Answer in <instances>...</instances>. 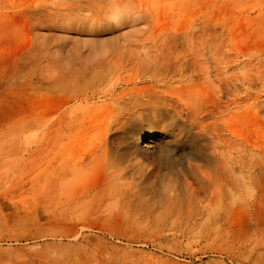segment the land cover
<instances>
[{
    "label": "rangeland",
    "instance_id": "374dc122",
    "mask_svg": "<svg viewBox=\"0 0 264 264\" xmlns=\"http://www.w3.org/2000/svg\"><path fill=\"white\" fill-rule=\"evenodd\" d=\"M0 264H264V0H0Z\"/></svg>",
    "mask_w": 264,
    "mask_h": 264
},
{
    "label": "bare ground",
    "instance_id": "6f19581e",
    "mask_svg": "<svg viewBox=\"0 0 264 264\" xmlns=\"http://www.w3.org/2000/svg\"><path fill=\"white\" fill-rule=\"evenodd\" d=\"M157 98H158L157 94L150 93L148 95V100L146 101V103L143 102L139 103L138 106L144 107L148 104L156 106L158 102H161L159 99L156 100ZM166 102L171 103L170 100H167ZM198 124L195 121H192L190 125L187 124L188 126L186 125V127L182 130L181 139L178 141L179 148L182 149L184 153L186 152L188 156L191 157L193 156L196 159H202L204 161L210 162V159L206 157L207 155H203V147L200 142L202 140V135L198 133L196 130L197 128H199ZM154 137H155L154 133H150L148 135H142L139 137L138 142L140 144H143L142 148H149L151 146L149 143H151V140L154 139ZM189 167L192 170L197 168L196 166H192L191 164H189Z\"/></svg>",
    "mask_w": 264,
    "mask_h": 264
}]
</instances>
